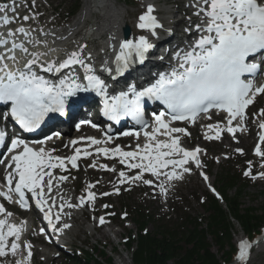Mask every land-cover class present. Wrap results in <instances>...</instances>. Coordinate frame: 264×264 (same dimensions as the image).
Returning a JSON list of instances; mask_svg holds the SVG:
<instances>
[{
	"label": "snow or ice",
	"instance_id": "1",
	"mask_svg": "<svg viewBox=\"0 0 264 264\" xmlns=\"http://www.w3.org/2000/svg\"><path fill=\"white\" fill-rule=\"evenodd\" d=\"M187 6L194 9L192 16L197 17L198 22L193 23L192 17H188L184 32L192 38L186 47L177 48L172 53L175 63L170 66V71L157 73L155 82L142 90L131 84L116 95L110 94V89L115 86L108 82L104 74L112 81H117L136 64L143 65L154 48L148 36L140 35L135 40L124 39L118 50L112 46L116 52L114 67H110L105 59L99 71L86 44L66 52L63 59L46 60L42 58L48 55L47 52H32L25 42H16L15 36L19 33L34 47L47 48L46 40L33 42L31 33L24 27L17 28L15 32L10 30L7 38L0 39V48H5L4 52H0V105L8 106L7 111L0 113V121H14L20 130L31 133L40 129L46 121L69 117L80 104L79 100L73 99L80 93H95L103 100V115L108 120L119 123L122 118L131 116L141 126L145 140L143 144L137 143L135 149L126 151L119 145L102 146L113 140L111 135H106L104 139L80 137L65 145L72 146L73 154L62 157L54 155L58 149L48 147L49 142L62 138L60 132L30 143L19 134L9 137L6 130H0V147L4 150L0 152V165L5 167L4 182L0 183V198L3 201L15 203L22 210H30L34 202V207L43 214L47 228L52 233H62L71 227L67 222L61 223L62 216H70L65 208L76 209L93 204L97 199V193L92 191L96 184L88 183L86 196H80L79 202L73 203L62 187L70 175L54 174V170L69 172L68 165L79 170L78 161L94 157L89 167L110 173L118 172L117 180L113 183L114 194H120L121 185L141 182L158 187L160 194L166 196V185L171 186V182L191 174L193 165L195 169H203L200 157L206 154L200 147L188 149L182 145V137L191 134L185 127L176 126L177 121L195 125L201 119L211 120L215 110L225 115L223 121L205 126L206 140H220L224 132L231 134L235 140L238 131L247 130L246 110L253 105L258 95L264 94V84L257 86L255 83L257 74L264 73V0H190ZM7 9V4L0 5V12H6ZM154 12L155 6L149 4L138 17V27L152 37H158L157 29H163L164 25ZM29 19L27 15L23 17L24 21ZM12 22L6 15L3 17V25ZM168 31L171 34V30ZM41 33L49 35L42 30ZM10 42L11 47L6 48ZM17 50L26 57L22 65L16 56ZM159 59L163 60L164 57ZM257 59L261 62H256ZM9 61L12 62L11 66ZM41 72L55 79L41 75ZM146 100L158 101L165 106L164 111L152 113L151 124L145 119ZM252 115L259 129L264 130V108ZM83 123L96 127L91 121H81ZM81 124L76 125L77 130ZM123 136L139 140L141 133L125 131ZM82 141L85 145L77 146ZM261 145H264V131L259 135V143L254 150L255 156L262 160L260 167L264 168V150ZM236 151L244 154L243 149ZM4 152L9 155L5 157ZM101 155L123 165L126 170L118 171L115 166L97 164ZM145 174H150L153 179L145 178ZM200 175L208 181L203 171H200ZM244 175L257 179L252 173L251 161ZM259 178L264 179V172L259 173ZM211 190L215 193L214 188ZM112 194L104 192L101 195ZM103 207L109 208L110 205L105 204ZM54 208L56 212H53ZM12 215L0 202V257L9 253L15 255L20 248L24 227L9 223ZM99 223H106L104 216L99 217ZM40 233L45 234V229L41 228ZM253 246L247 240L239 243V264H248ZM24 247L29 249L26 261L18 260L16 264L30 261L32 245L25 243Z\"/></svg>",
	"mask_w": 264,
	"mask_h": 264
},
{
	"label": "rangeland",
	"instance_id": "2",
	"mask_svg": "<svg viewBox=\"0 0 264 264\" xmlns=\"http://www.w3.org/2000/svg\"><path fill=\"white\" fill-rule=\"evenodd\" d=\"M76 1L79 4V12H84L85 0H32L30 8L36 9L38 15H43L42 21H53L56 22V25L50 27V29L59 31L61 27H65L63 25L64 22L67 20V24L69 25L70 20L66 19L68 11L76 5ZM138 0V3H132V5L128 4L127 0H117V7H121L124 9L128 14V23L132 27L133 26V16L141 15L143 10V5ZM158 2V7L161 9H168V11L176 12L177 6L174 4L177 0H154ZM179 1V0H178ZM33 3L35 6H33ZM138 4V5H137ZM183 6V3H182ZM166 11V12H168ZM89 19L91 22H96L94 14ZM174 15V14H172ZM84 16V15H83ZM82 16V18H83ZM35 17V16H31ZM167 15H162V18H166ZM73 19V18H72ZM71 19V20H72ZM98 24L95 26L97 27ZM132 33L136 34L135 30ZM96 43H91V47L95 46ZM100 48V46H98ZM226 148V147H225ZM212 150L215 151V155L220 158V154H222V150L219 147H211ZM249 156V154L247 155ZM244 161L242 159L236 158L233 160L232 163H225V161H221V164H211L209 170V176L213 184L216 185L215 181L216 178L222 173L224 170H233L231 175H236L240 177V173L242 168L244 167ZM95 178L101 182L105 181L107 184H112L114 181V176L108 175H99L98 173H93L91 171H87L84 174H80L77 177V182L71 185L73 179H69L67 186L69 190L67 191V197L71 193H79L80 195L84 191V187H86L84 182V178ZM255 182V181H254ZM240 183L242 185H246L244 189L243 196L241 198V205L242 208H253L264 217V183L263 184H253L252 182L247 181L244 176L240 177ZM84 186V187H83ZM105 189H99L100 191H104ZM234 192H230L228 196L233 195ZM207 193L202 188L201 185L195 183L194 181L190 180L181 184L176 190L175 185L168 186L167 188V195H161L159 190H145V189H136L132 192H123L120 191L119 195L114 194L112 197H107L101 199L100 205L95 207V210L101 211L104 207L103 205L108 204L110 205L109 208H106L110 212V216L114 219L117 223V226H111L110 228L101 229L100 232L94 231V226L92 222H87L86 220L82 219V216L78 210L70 209L71 215H79V218L76 221L74 229L69 234L70 243L73 244L75 248L83 247L88 251L91 256L99 263H102V258L99 257V252L103 251L109 256L111 254V249L113 248V244L117 241L116 235L118 237V241L123 242L127 236L135 235V228L133 223L132 215L135 211L143 210L145 214L153 215L155 222L149 223L148 226L145 228L146 232L152 234L155 230V225L161 221L160 224L164 225L168 229H174L175 225H179L182 221L181 219L184 218L182 213L185 215H189L191 217L198 218V221L201 224H205L206 213L204 208L200 205L201 199L205 197ZM232 197V196H230ZM73 203H75L73 201ZM126 212L128 213V218L121 221L117 218L119 213ZM114 213V215H112ZM183 217V218H181ZM92 218L91 215L87 217ZM159 219V221H158ZM109 230L112 233H109ZM105 232L106 238H101L100 233ZM242 233L241 228L236 225L235 222L232 221L231 226V237H232V244H234V240ZM181 235L177 237L180 239ZM111 243L109 244L108 242ZM210 242V241H209ZM211 243V251L215 254L217 253L218 257H221L222 253L219 252V249ZM105 245V246H103ZM37 254L33 257L34 264H71V255L74 253L73 251L70 254L62 253L56 250L45 249L42 246H37L36 248ZM264 250V246H257L255 252L252 256V260L249 264H264V255H258V252ZM115 253L112 254L113 264H123L121 260L123 259L124 264H133L130 257V252L123 251V246L119 245L117 248L114 249ZM227 249H224V252H227ZM49 256L52 255L55 258L45 259V254ZM57 254L59 257L56 258ZM75 254V253H74ZM1 264H14L13 260L5 259L1 262ZM90 264H95V261L91 259Z\"/></svg>",
	"mask_w": 264,
	"mask_h": 264
},
{
	"label": "trees",
	"instance_id": "3",
	"mask_svg": "<svg viewBox=\"0 0 264 264\" xmlns=\"http://www.w3.org/2000/svg\"><path fill=\"white\" fill-rule=\"evenodd\" d=\"M236 178L221 175L217 179L220 193L224 198L227 212L213 200L206 205L208 217L206 219V230L199 228L195 220H185L174 232L158 225L153 234L137 235L135 242L130 240L126 247L132 249L131 259L133 264H224L230 261V251H233L231 237L232 219L246 235H252L264 224V217L253 208H242L240 203L245 186H238ZM235 190L234 196L229 197L228 192ZM264 212V209H263ZM135 223L137 229H143L150 221L148 217L137 213ZM192 227V230L187 228ZM180 239H177L180 236ZM211 239L214 245L222 253L218 257L211 251V245L207 240ZM229 252H224V249ZM102 256L105 254L102 253ZM222 258V259H221ZM110 262V259H107ZM75 264H88L77 262Z\"/></svg>",
	"mask_w": 264,
	"mask_h": 264
},
{
	"label": "bare ground",
	"instance_id": "4",
	"mask_svg": "<svg viewBox=\"0 0 264 264\" xmlns=\"http://www.w3.org/2000/svg\"><path fill=\"white\" fill-rule=\"evenodd\" d=\"M114 2H115V0H85V5H86L85 17L82 20H80L74 28L69 29L66 33L60 34V35L52 34L51 32H43V33H48L49 35H42V33L39 32V34L41 36L40 37L41 40L47 41L48 39H51V40L55 41L56 42V47H55L56 52L65 54L66 52H68L69 47L72 48L73 45L76 44L77 40H75V37H81L82 36L80 33L74 34L75 31H77L82 25H91V27L93 28L94 31H93L92 40L90 41V43L87 47V51L92 54V56L94 58V62L104 61L105 55L110 50L111 45L107 46L106 48H104V47L101 48L102 41L108 39V41L112 42L113 39H116L119 36V34H120L119 30L123 26H129V23L127 20L128 19L127 18V16H128L127 12L124 9H122L121 7H116L114 5ZM149 4H152L155 6V12L156 11L163 12L164 10L165 11L167 10L165 8L164 9L156 8L155 2L154 3H147V6ZM185 10H188L190 15H192V13L194 11L193 8H189V7H188V9H185ZM96 11L99 12V15L97 16L98 18H96V20H98V21L90 22L87 18L89 16H93L90 14L95 15ZM176 13L178 14V11ZM156 14H157V12H156ZM182 22H183V20L177 21L176 27L179 26V24ZM53 24L54 23L52 21H48V22L43 23V26L48 27V26L53 25ZM96 24H98L97 27L95 26ZM61 37H66V39H61ZM66 41H67V43H66ZM91 43H96L95 45L100 46V48H98V50H95V52H91V48L94 47V46H92V47L90 46ZM83 45H84V43H83ZM79 46H80V44L78 45V47ZM245 142H246V140H245ZM97 229H98V232L101 231L100 227H97ZM100 237L106 238L107 237L106 233L101 232ZM48 249L52 250L51 248H48ZM17 254H18V250H17L15 255H17Z\"/></svg>",
	"mask_w": 264,
	"mask_h": 264
},
{
	"label": "water",
	"instance_id": "5",
	"mask_svg": "<svg viewBox=\"0 0 264 264\" xmlns=\"http://www.w3.org/2000/svg\"><path fill=\"white\" fill-rule=\"evenodd\" d=\"M128 34H129V31H128L127 28H125V29L123 30V36H124L125 38H127Z\"/></svg>",
	"mask_w": 264,
	"mask_h": 264
}]
</instances>
